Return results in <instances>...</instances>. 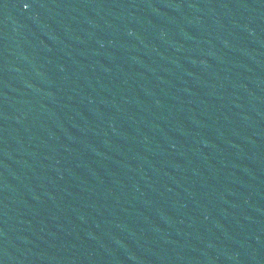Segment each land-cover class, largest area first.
<instances>
[{
	"label": "water",
	"instance_id": "95a60500",
	"mask_svg": "<svg viewBox=\"0 0 264 264\" xmlns=\"http://www.w3.org/2000/svg\"><path fill=\"white\" fill-rule=\"evenodd\" d=\"M0 264H264L240 0H0Z\"/></svg>",
	"mask_w": 264,
	"mask_h": 264
}]
</instances>
